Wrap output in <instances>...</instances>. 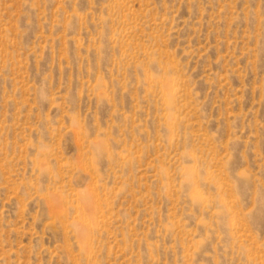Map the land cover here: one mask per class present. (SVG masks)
<instances>
[{
	"label": "rangeland",
	"instance_id": "374dc122",
	"mask_svg": "<svg viewBox=\"0 0 264 264\" xmlns=\"http://www.w3.org/2000/svg\"><path fill=\"white\" fill-rule=\"evenodd\" d=\"M0 264H264V0H0Z\"/></svg>",
	"mask_w": 264,
	"mask_h": 264
},
{
	"label": "bare ground",
	"instance_id": "6f19581e",
	"mask_svg": "<svg viewBox=\"0 0 264 264\" xmlns=\"http://www.w3.org/2000/svg\"><path fill=\"white\" fill-rule=\"evenodd\" d=\"M88 209H89V208H88ZM88 209H87V210H88Z\"/></svg>",
	"mask_w": 264,
	"mask_h": 264
}]
</instances>
